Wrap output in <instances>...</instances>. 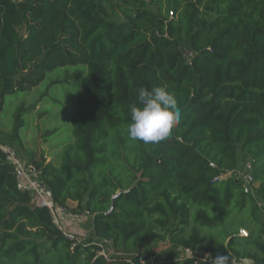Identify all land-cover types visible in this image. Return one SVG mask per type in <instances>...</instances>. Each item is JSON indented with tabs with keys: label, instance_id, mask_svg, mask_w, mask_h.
<instances>
[{
	"label": "trees",
	"instance_id": "trees-1",
	"mask_svg": "<svg viewBox=\"0 0 264 264\" xmlns=\"http://www.w3.org/2000/svg\"><path fill=\"white\" fill-rule=\"evenodd\" d=\"M68 66L82 79L72 136L34 161L55 203L76 202L93 233L73 247L0 149V264H132L160 259L161 242L264 264V0H0V116L7 96ZM164 85L180 123L159 144L130 140L137 90ZM24 124L18 112L7 144ZM245 162L260 199L216 180ZM101 238L110 259L88 245Z\"/></svg>",
	"mask_w": 264,
	"mask_h": 264
},
{
	"label": "rangeland",
	"instance_id": "rangeland-1",
	"mask_svg": "<svg viewBox=\"0 0 264 264\" xmlns=\"http://www.w3.org/2000/svg\"><path fill=\"white\" fill-rule=\"evenodd\" d=\"M155 1L148 0L149 5L154 7ZM73 69V66L58 68L49 72L47 78L31 91L7 96L5 109L0 116L1 134L5 137L0 142L8 143V134L15 127V115L20 112L25 126L18 131L19 145L14 146L32 160H54L61 146L72 136L70 115L82 84L81 78L65 77L66 71L73 72ZM50 131L54 132L48 134ZM241 157L242 153L239 151V159ZM256 207L257 214L264 220V206L257 203ZM68 208L82 212L72 202H69ZM89 221L90 216L84 222H79V225L87 228ZM90 236L88 234L87 238ZM157 247L156 253L160 256L157 264H181L178 259L184 256V252L180 248L173 249L168 242H161ZM146 251L148 249L145 253Z\"/></svg>",
	"mask_w": 264,
	"mask_h": 264
},
{
	"label": "built area",
	"instance_id": "built-area-1",
	"mask_svg": "<svg viewBox=\"0 0 264 264\" xmlns=\"http://www.w3.org/2000/svg\"><path fill=\"white\" fill-rule=\"evenodd\" d=\"M172 14V13H171ZM184 57L189 63H192L193 57L196 56V52L192 49H185ZM0 149L5 153L8 161H10L15 168L18 187L27 193L34 195L39 203L47 207L50 211L54 223L63 231V233L73 241L72 246L82 243L78 235L71 231L67 225L69 219L84 222L89 216L87 211L76 212L69 210L65 205H59L55 203L53 199L52 191L47 187L42 179L43 169L34 160L28 158L21 151L9 144H0ZM215 166L214 163H211ZM233 179L236 183L241 185L242 189L246 193H250L255 197H258L257 187L259 183L254 179L252 174V163H241L237 168L223 173L216 177V180ZM260 204L264 206V201H260ZM246 229L241 230V234L248 236ZM97 245V255H102L107 259L113 257L114 251H109L108 246L112 245V240L109 238H101L98 241L88 243V245ZM184 252V256L178 259L181 263L185 259H193L196 263H210L212 264L213 255L211 252L200 249H192L190 247L180 248ZM227 256V255H226ZM226 264H242V259L236 257L227 256ZM126 260L132 264H157L158 259L155 255L149 257L141 256L139 261L134 262L131 257H126Z\"/></svg>",
	"mask_w": 264,
	"mask_h": 264
},
{
	"label": "clouds",
	"instance_id": "clouds-1",
	"mask_svg": "<svg viewBox=\"0 0 264 264\" xmlns=\"http://www.w3.org/2000/svg\"><path fill=\"white\" fill-rule=\"evenodd\" d=\"M136 103L129 105L131 122L127 128L130 140L155 145L167 140L180 123L181 109L177 96L168 86L137 90ZM226 255L212 258V264H226Z\"/></svg>",
	"mask_w": 264,
	"mask_h": 264
},
{
	"label": "crops",
	"instance_id": "crops-1",
	"mask_svg": "<svg viewBox=\"0 0 264 264\" xmlns=\"http://www.w3.org/2000/svg\"><path fill=\"white\" fill-rule=\"evenodd\" d=\"M14 144L16 145L17 143H14ZM57 155H58V153H57ZM70 202H72V203L77 205V203L74 202V201H70ZM87 218H88V216H87ZM79 224H80L79 221H75V220H72V219H69V221L67 222V225H68L69 229L71 231H73L76 235L82 237L81 239H84V238L87 237L88 234H92L93 233V220H92L91 216H90V221H89V225H88L87 228L83 227V226H81ZM98 240H100V239H95L94 241H98ZM157 248L158 247L156 246V247H154L153 250L156 251ZM108 249H109V251L112 250L110 246H108ZM242 264H255V263H254V261H252L250 259H242Z\"/></svg>",
	"mask_w": 264,
	"mask_h": 264
},
{
	"label": "water",
	"instance_id": "water-1",
	"mask_svg": "<svg viewBox=\"0 0 264 264\" xmlns=\"http://www.w3.org/2000/svg\"><path fill=\"white\" fill-rule=\"evenodd\" d=\"M114 198H116V196H115ZM113 208H114V205H113L112 209H113ZM112 209H111V210H112ZM110 212H111V211H110ZM110 212H109V213H110Z\"/></svg>",
	"mask_w": 264,
	"mask_h": 264
}]
</instances>
